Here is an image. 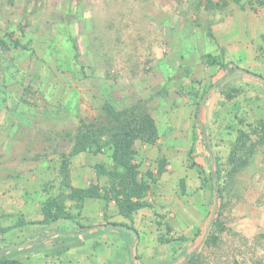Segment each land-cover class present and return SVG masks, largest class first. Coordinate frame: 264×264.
<instances>
[{
	"label": "rangeland",
	"instance_id": "1",
	"mask_svg": "<svg viewBox=\"0 0 264 264\" xmlns=\"http://www.w3.org/2000/svg\"><path fill=\"white\" fill-rule=\"evenodd\" d=\"M260 2L0 0V260L264 264V144L240 169L230 158L264 121V82L239 70L264 76ZM108 105L155 117L158 143H137L141 175L167 160L151 206L125 218L106 200L92 220L66 200L76 219L41 223L43 203L68 193L64 161L77 187L112 165L108 152L71 155L82 120Z\"/></svg>",
	"mask_w": 264,
	"mask_h": 264
},
{
	"label": "trees",
	"instance_id": "2",
	"mask_svg": "<svg viewBox=\"0 0 264 264\" xmlns=\"http://www.w3.org/2000/svg\"><path fill=\"white\" fill-rule=\"evenodd\" d=\"M240 3L241 0H235ZM264 5V0L260 2ZM19 46V42H15ZM211 64L220 65L221 69L227 67L215 57L209 55ZM234 69L232 67L228 71ZM250 73V72H248ZM205 137V131L202 129ZM257 139L251 140L249 133H243L237 140L231 155L235 168L244 167L249 159L256 152L259 145L264 144V121L260 128L254 130ZM159 129L150 110L144 105H133L123 109H116L111 105L106 107L105 113L93 120H82L80 131L72 148L71 155L82 152L109 153L112 165L97 163L93 166L98 178L106 176L108 185L101 187L99 183L87 187H77L68 181V163L62 164V171L65 172L66 180L64 185L68 193L59 197L49 198L42 205L43 220L41 223L49 224L61 219H76L66 208V200L76 203L82 208L87 199L104 198L107 201H114L119 208L120 214L130 218L141 209L151 206L148 196L159 177L167 171V160L162 158L159 162L157 173L151 170L146 172V177L141 175L140 164L137 162V143L142 142L149 145H156L159 141ZM213 186L217 187L219 180L218 170L212 168ZM78 225H80L78 223ZM113 225H125L117 224ZM85 228L86 226H81ZM96 226H89L94 228ZM129 227V226H128ZM137 257V256H136ZM5 264H22L19 260L1 259ZM135 264H137L135 262Z\"/></svg>",
	"mask_w": 264,
	"mask_h": 264
},
{
	"label": "crops",
	"instance_id": "3",
	"mask_svg": "<svg viewBox=\"0 0 264 264\" xmlns=\"http://www.w3.org/2000/svg\"><path fill=\"white\" fill-rule=\"evenodd\" d=\"M78 180L81 181V182L83 181V183H80V186L79 187H87V186H89L91 184L97 183L98 181L102 180V177L98 178L96 172L92 171L91 174H90L89 179H85L83 177L82 178L79 177ZM85 181H86V183H85ZM92 199H94V198H91V200ZM95 199L92 200V201L90 199H87L85 201L84 208L82 209V212L80 214L82 217H89V219H90V216H88L89 214L87 213V212L90 211L91 214H92V216H91V219L92 220L96 216L99 217V219H100V217H101L100 215H102L101 214V211H100L101 210V207L102 206H106L107 205V202H106V200L104 198H95ZM91 206H94V207L92 209H90ZM122 217H121V219H119L120 221H124V218H122ZM98 225H101V227H103V229H107L108 228V226H107L108 224L106 223V221H101V222H99V224H94L92 226H96L97 227Z\"/></svg>",
	"mask_w": 264,
	"mask_h": 264
},
{
	"label": "water",
	"instance_id": "4",
	"mask_svg": "<svg viewBox=\"0 0 264 264\" xmlns=\"http://www.w3.org/2000/svg\"><path fill=\"white\" fill-rule=\"evenodd\" d=\"M239 70L241 71H244V72H250L249 70L245 69V68H242V67H239ZM250 74L260 80H262L264 82V76L261 75V74H256V73H253V72H250ZM207 95L204 97L202 103H201V107L203 106L204 104V101L206 99ZM218 204H219V195H218V191H215V207H214V211H213V215H212V220L214 219L215 217V214H216V211H217V207H218ZM2 256V254H0V257Z\"/></svg>",
	"mask_w": 264,
	"mask_h": 264
}]
</instances>
